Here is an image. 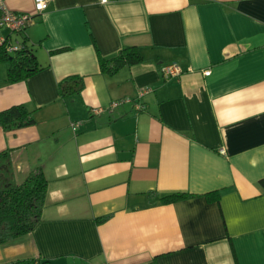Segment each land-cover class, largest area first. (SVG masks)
I'll return each instance as SVG.
<instances>
[{
    "label": "crops",
    "instance_id": "obj_1",
    "mask_svg": "<svg viewBox=\"0 0 264 264\" xmlns=\"http://www.w3.org/2000/svg\"><path fill=\"white\" fill-rule=\"evenodd\" d=\"M0 35L42 66L8 82L0 61V111L35 120L0 126V153L15 183L37 167L48 181L41 219L0 245V264H264V0H49ZM123 46L141 61L103 73L99 56ZM171 62L181 74L165 79ZM69 77L82 87L61 98Z\"/></svg>",
    "mask_w": 264,
    "mask_h": 264
},
{
    "label": "trees",
    "instance_id": "obj_2",
    "mask_svg": "<svg viewBox=\"0 0 264 264\" xmlns=\"http://www.w3.org/2000/svg\"><path fill=\"white\" fill-rule=\"evenodd\" d=\"M34 18L35 16H33ZM28 23L30 22H27L18 31L24 33ZM66 49L63 47L52 50L50 53H60ZM141 58L138 47L123 46L115 54L107 57L99 56V66L103 73L113 75L124 66L139 63ZM0 61H5L8 65V82L23 80L42 68L37 61L34 49L27 44L25 39L10 50H7L5 46H0ZM69 80L72 81V85L65 83ZM81 87V81L78 79L73 81L72 77L65 78L59 83L60 97L64 98L78 92ZM34 122L33 111L22 104L13 105L0 111V126L7 132L33 125ZM9 164L7 153H0V171H6L8 174L3 176L0 172V245L24 235L34 228L41 219L48 186L47 178L41 167L31 170L20 183H15L9 177V170H7ZM260 185L264 192V180L260 181ZM212 194H214V199L218 200L219 192ZM186 196V193L181 192L169 193L159 196V200L169 203ZM5 264H50V261L42 256H37L17 259Z\"/></svg>",
    "mask_w": 264,
    "mask_h": 264
},
{
    "label": "built area",
    "instance_id": "obj_3",
    "mask_svg": "<svg viewBox=\"0 0 264 264\" xmlns=\"http://www.w3.org/2000/svg\"><path fill=\"white\" fill-rule=\"evenodd\" d=\"M49 0H33V7L35 14H42L48 7ZM34 15V14H33ZM33 15L29 13H18L14 11H8L6 9H3L2 3L0 0V28H8L10 30H20L24 27V25L27 22H31L33 19ZM0 46H5L7 50L12 49L11 46L8 45L7 39L0 35ZM181 68L179 64L176 62H171L166 65H164L161 68V75L165 78H174L181 74ZM205 74H209V71H206ZM151 89L145 88L141 89L135 99L133 101L135 102V109L136 110H142L145 108V105L141 102H138L140 98L149 92ZM130 101L131 99H126ZM120 101H113L110 104V107H115L118 105ZM137 102V103H136ZM101 109H95V112H99Z\"/></svg>",
    "mask_w": 264,
    "mask_h": 264
},
{
    "label": "rangeland",
    "instance_id": "obj_4",
    "mask_svg": "<svg viewBox=\"0 0 264 264\" xmlns=\"http://www.w3.org/2000/svg\"><path fill=\"white\" fill-rule=\"evenodd\" d=\"M7 170H8V169H7ZM0 172H1V174H2L3 176H5V175L7 176V175H8V174L6 173V171L1 170Z\"/></svg>",
    "mask_w": 264,
    "mask_h": 264
},
{
    "label": "water",
    "instance_id": "obj_5",
    "mask_svg": "<svg viewBox=\"0 0 264 264\" xmlns=\"http://www.w3.org/2000/svg\"><path fill=\"white\" fill-rule=\"evenodd\" d=\"M36 15H38V14H34L33 16H36Z\"/></svg>",
    "mask_w": 264,
    "mask_h": 264
}]
</instances>
